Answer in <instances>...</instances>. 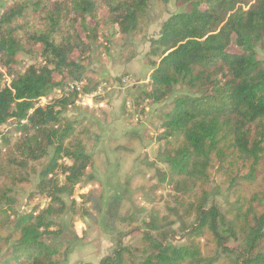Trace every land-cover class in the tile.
<instances>
[{
	"label": "trees",
	"instance_id": "16d2710c",
	"mask_svg": "<svg viewBox=\"0 0 264 264\" xmlns=\"http://www.w3.org/2000/svg\"><path fill=\"white\" fill-rule=\"evenodd\" d=\"M168 2V0H164ZM149 0H0V151L9 155L6 165L24 170L31 162L48 158L37 175L36 194L49 199L40 212L34 207L18 219V238L0 264H58L57 251L44 238L56 224L51 218L66 211L61 196L72 194L91 167L92 159L75 139L76 124L63 113L70 99L37 106L40 98L55 97L69 83L87 81L89 56L94 45L137 32ZM186 11L172 15L150 41L152 67L142 101L166 102L177 87L187 93L175 96L162 117L166 137L179 142L168 157L177 177L206 180L212 154L250 161L246 175L255 180L264 164V0H175ZM233 45L236 51H230ZM89 70V71H88ZM92 73V72H91ZM19 134L16 139L12 135ZM228 142L220 150V140ZM12 145V146H11ZM15 147L14 153H9ZM229 152V153H228ZM64 160V161H62ZM5 172L0 164V212L15 204L14 187L26 179ZM64 176L59 186L56 177ZM4 175L10 182L3 183ZM7 185V187H5ZM206 200V199H205ZM197 209L193 235L204 229L218 240L216 206ZM5 208V209H3ZM264 237V213L248 226L244 253L238 264H264L258 248ZM146 251L139 264H198L200 253L145 235ZM100 264H130L115 251Z\"/></svg>",
	"mask_w": 264,
	"mask_h": 264
},
{
	"label": "rangeland",
	"instance_id": "374dc122",
	"mask_svg": "<svg viewBox=\"0 0 264 264\" xmlns=\"http://www.w3.org/2000/svg\"><path fill=\"white\" fill-rule=\"evenodd\" d=\"M187 9L188 5L179 7L175 0H149L136 33L108 42L105 37L101 45L92 47L89 87L97 84L96 88H101L103 107H78L81 101L75 105L71 98L63 113L77 125L75 139L83 144L92 165L72 194L61 196L66 211L51 218L56 227L44 238L57 251L58 264H100L115 251L123 252L125 262L139 264L146 251L147 234L164 244L198 251V264L239 263L248 226L264 213V164L256 179L250 181L246 177L250 161L234 156L230 159V155L223 160L212 154L206 180L175 176L167 160L180 143L166 137L162 117L170 109L171 100L187 90L177 87L174 95L161 104L142 101L140 96L152 71L148 64L157 61H147L150 41L158 38L165 21ZM229 50L236 48L231 45ZM257 51L259 59L264 60V48ZM0 72L4 73L3 69ZM9 82L7 75L0 79L2 84ZM56 99L40 101L37 106L56 104ZM18 136L12 135L16 140ZM227 146L228 142L221 139L219 149ZM9 149L14 153L15 147ZM7 152L1 148L2 168L8 176L10 171L26 182L14 187L15 204L0 212V260L18 238L14 225L20 216L34 207L36 213L40 212L49 202L39 194L29 200L48 158L31 162L21 171L6 165ZM7 175L3 183L10 182ZM56 179L59 186L64 184L63 174ZM204 200L206 209L216 206L221 215L218 240L208 229L193 235L197 209ZM258 252H264V237Z\"/></svg>",
	"mask_w": 264,
	"mask_h": 264
},
{
	"label": "built area",
	"instance_id": "2783aa9c",
	"mask_svg": "<svg viewBox=\"0 0 264 264\" xmlns=\"http://www.w3.org/2000/svg\"><path fill=\"white\" fill-rule=\"evenodd\" d=\"M87 86L86 81H80V82H72L69 83L64 89H58L55 93V97L58 99H64L71 97L73 100V103H77L81 101L79 104H75L78 107H84V108H102L103 104L101 103V92L100 87L90 91L85 92V88ZM55 97H48V98H40V101H49L51 102ZM96 102V104H93V102ZM38 102V103H39ZM43 106V105H40Z\"/></svg>",
	"mask_w": 264,
	"mask_h": 264
},
{
	"label": "water",
	"instance_id": "95a60500",
	"mask_svg": "<svg viewBox=\"0 0 264 264\" xmlns=\"http://www.w3.org/2000/svg\"><path fill=\"white\" fill-rule=\"evenodd\" d=\"M95 203V202H94Z\"/></svg>",
	"mask_w": 264,
	"mask_h": 264
}]
</instances>
